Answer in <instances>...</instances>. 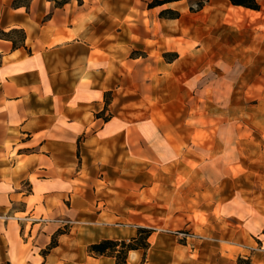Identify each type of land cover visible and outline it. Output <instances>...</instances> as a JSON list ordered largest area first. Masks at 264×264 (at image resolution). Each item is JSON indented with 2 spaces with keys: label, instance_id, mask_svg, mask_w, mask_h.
Segmentation results:
<instances>
[{
  "label": "rangeland",
  "instance_id": "374dc122",
  "mask_svg": "<svg viewBox=\"0 0 264 264\" xmlns=\"http://www.w3.org/2000/svg\"><path fill=\"white\" fill-rule=\"evenodd\" d=\"M153 1L125 0V22L114 12L104 19L107 38L96 41V53L111 66L96 89L94 122L78 140L81 178L89 183L80 186L96 197L104 222L184 245L191 264L258 260L264 0L254 17L228 0H178L151 10Z\"/></svg>",
  "mask_w": 264,
  "mask_h": 264
},
{
  "label": "crops",
  "instance_id": "0c3cea01",
  "mask_svg": "<svg viewBox=\"0 0 264 264\" xmlns=\"http://www.w3.org/2000/svg\"><path fill=\"white\" fill-rule=\"evenodd\" d=\"M123 1L31 0L17 7L0 0V264H117L90 247L138 236L139 228L104 222L105 212H96V197L80 186L89 183L78 160V140L94 122L96 89L111 66L97 55L96 41L107 38L106 16L126 21ZM15 30L25 36L1 35ZM155 235L147 250L128 253V264H191L186 246H165ZM251 260L264 264V256ZM219 264L238 262L225 257Z\"/></svg>",
  "mask_w": 264,
  "mask_h": 264
},
{
  "label": "trees",
  "instance_id": "16d2710c",
  "mask_svg": "<svg viewBox=\"0 0 264 264\" xmlns=\"http://www.w3.org/2000/svg\"><path fill=\"white\" fill-rule=\"evenodd\" d=\"M31 1V0H30ZM70 0H56V3L58 6L65 5ZM178 0H154L150 5V9H154L159 6H163L167 3L175 2ZM229 3L238 8H244L247 10L252 11H260L261 5L257 0H228ZM14 6H24L29 7L30 2L28 4L26 3H20L19 0H14L13 3ZM166 13H174L171 10L163 12V15ZM178 16L174 17V19H177ZM1 35L5 38H11V35H18L19 39L23 38L25 36L24 32L22 30H15L13 33H1ZM14 45L16 46V42H14ZM153 231L145 229V228H139V233L136 238H133L129 241H115V240H103L99 243L93 244L90 247L91 253L98 255V256H111L116 258L117 264H128L127 263V257L128 253L133 250H147L148 249V239L151 236ZM251 264V260H242L239 262V264Z\"/></svg>",
  "mask_w": 264,
  "mask_h": 264
},
{
  "label": "built area",
  "instance_id": "2783aa9c",
  "mask_svg": "<svg viewBox=\"0 0 264 264\" xmlns=\"http://www.w3.org/2000/svg\"><path fill=\"white\" fill-rule=\"evenodd\" d=\"M40 221H43L45 223L57 222V223H61L64 226L73 225V222H65L58 219L56 220L41 219Z\"/></svg>",
  "mask_w": 264,
  "mask_h": 264
},
{
  "label": "bare ground",
  "instance_id": "6f19581e",
  "mask_svg": "<svg viewBox=\"0 0 264 264\" xmlns=\"http://www.w3.org/2000/svg\"><path fill=\"white\" fill-rule=\"evenodd\" d=\"M250 14H252L253 17L257 15L256 11H252V10H251V13Z\"/></svg>",
  "mask_w": 264,
  "mask_h": 264
}]
</instances>
